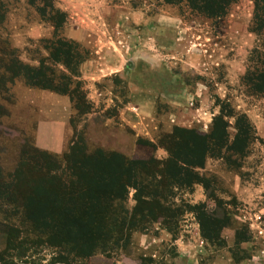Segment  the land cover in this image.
I'll use <instances>...</instances> for the list:
<instances>
[{
  "label": "rangeland",
  "instance_id": "rangeland-1",
  "mask_svg": "<svg viewBox=\"0 0 264 264\" xmlns=\"http://www.w3.org/2000/svg\"><path fill=\"white\" fill-rule=\"evenodd\" d=\"M253 10V0H234L212 20L175 0H0V264H264V93L244 80L261 66L255 51H264ZM71 29L85 40L71 38ZM57 39L75 43L83 61L103 44V62L113 52L111 60L127 66L100 80L84 78L73 73L74 60L68 68L52 60ZM39 69L52 88L62 90L69 79V94L30 86ZM139 93L153 97L144 125ZM223 107L231 111L223 117L230 140L237 117L247 118L248 153L237 168L225 161V149L207 155L196 171L209 187L172 188L161 200L168 212L134 213L136 189L129 186L124 199H102L79 220L76 231L91 239L79 250L64 225L68 217L53 227L41 219L48 210L27 203L37 204L45 181L53 198L59 184L68 194L78 173L104 165L114 152L134 162L166 160L176 128L209 133ZM50 112L67 119L60 153L33 143L37 118ZM22 170L35 178L24 188L14 184ZM196 205L229 218L218 239L203 237L199 213L190 209Z\"/></svg>",
  "mask_w": 264,
  "mask_h": 264
},
{
  "label": "trees",
  "instance_id": "trees-1",
  "mask_svg": "<svg viewBox=\"0 0 264 264\" xmlns=\"http://www.w3.org/2000/svg\"><path fill=\"white\" fill-rule=\"evenodd\" d=\"M169 1L172 2L174 0ZM175 1L177 3L185 1L191 10L209 19L219 20L227 14L228 8L234 0ZM253 3V29L258 34L262 33L264 35V0H253ZM76 48L78 49V46L73 42L57 39L50 56L52 60L61 62L67 68L74 60L72 64L76 68H72V71L79 75L78 68L85 57ZM255 53L256 62L261 64V66L256 65L252 70L247 71L244 80L254 92L264 93V59L261 58V55H264V51L256 50ZM30 78V80L35 81L28 83L29 81L26 80L30 86L50 89L63 94H69L70 92L68 88L69 79L64 83L62 90L52 88L47 85L46 75L41 72V69L34 70V74H31ZM76 108L81 110L78 108V104ZM230 112L225 111L223 107L220 114L212 120L209 133H203L197 129L176 128L171 136L172 141L165 145L169 153V157L166 160L160 161L150 157L147 162H134L114 152L104 160V165H96L94 169L87 166L85 167L87 174L78 173L77 179L72 183V189L68 194L64 192V186L61 187V184H59L61 191L53 198L51 191L48 189V183L44 180L47 191L42 194L39 193L41 198L36 205L31 202L27 203L31 206L44 207V209L48 210L47 214L43 213L41 215V219L44 221L48 219L49 225L53 227L58 226L61 221L68 217L69 219L64 222V225L69 230L67 233L70 234L71 238L77 239L79 250H85L91 243V239L82 235L76 229L82 227L81 224L79 225V220L84 215L88 216L101 207L98 203L102 199L107 200L110 196L116 199H124L128 187L132 186L136 189L134 213L143 216L144 212H147V216L153 217V211H157L160 214L168 212V208L161 204V200L167 198L166 192H170L172 188H186L194 183L202 184L205 189L209 187L207 179L202 178L196 171L197 168L204 166L207 155L218 154L221 149H225L227 152V157H225L227 164L235 168L239 167L241 165L239 159H242L248 153L247 148L253 137L247 118L245 115H240L235 123L238 128L237 132L231 140L229 139L227 121L223 117L230 115ZM84 166L81 165V167ZM141 172L147 178L155 180L156 183L151 185L140 180L139 175H143ZM25 174V170L19 171V181H17V175L14 174V184L16 185L17 183L19 187L24 188L29 184L30 180L35 179L32 175ZM36 185L37 182L35 183ZM54 186L57 188V185ZM151 187H154V190ZM3 189L5 190L4 185ZM159 189L161 190L159 191ZM58 196H60V199H56ZM147 197L148 199H146ZM198 206H192L190 209L196 208L197 213H199L200 217L198 219L203 237L209 240L214 237L218 239L221 228L225 225L227 226L229 218L224 216L222 219H215L213 216L206 215L203 210L198 212L201 207ZM78 209L80 213L75 214L74 210L77 212ZM240 234L242 233L236 232L237 238L240 237ZM10 235L7 238V242H11ZM82 236H84L83 239ZM243 238L244 240L247 239L246 236Z\"/></svg>",
  "mask_w": 264,
  "mask_h": 264
},
{
  "label": "crops",
  "instance_id": "crops-1",
  "mask_svg": "<svg viewBox=\"0 0 264 264\" xmlns=\"http://www.w3.org/2000/svg\"><path fill=\"white\" fill-rule=\"evenodd\" d=\"M69 36L77 41L85 40V38L80 37L78 29H71ZM102 47L103 44H101L100 48H92L91 58L81 62L79 65L78 70L82 73L84 78H86L85 74L90 73L92 76L89 78L96 80V78L99 77L100 80L109 75L121 72L124 66H127L126 63L124 66H120L119 63L111 60L113 52H108L110 56L106 57L108 60L103 62L102 59L105 58L104 55L107 51L102 49ZM99 63L100 65H97ZM138 95L139 98L137 104L140 106L141 114L138 123H142L141 125H144L146 120L150 118L147 114L150 113V106L153 104V97L142 93H139ZM143 106H147L148 108L143 109ZM39 116L40 117L37 118L33 133L34 145L39 149L51 153H60L63 151L65 145L67 119L63 115H58L53 112L41 114Z\"/></svg>",
  "mask_w": 264,
  "mask_h": 264
}]
</instances>
